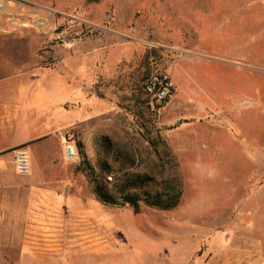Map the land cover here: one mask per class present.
<instances>
[{"label": "rangeland", "instance_id": "rangeland-1", "mask_svg": "<svg viewBox=\"0 0 264 264\" xmlns=\"http://www.w3.org/2000/svg\"><path fill=\"white\" fill-rule=\"evenodd\" d=\"M0 53L26 84L86 67L93 95L63 103L56 132L26 147L24 251L10 245L3 264L264 260V0H0ZM156 71L175 85L163 106L144 91ZM104 161L110 183L138 175L141 192L177 178L180 203L100 202Z\"/></svg>", "mask_w": 264, "mask_h": 264}, {"label": "crops", "instance_id": "crops-1", "mask_svg": "<svg viewBox=\"0 0 264 264\" xmlns=\"http://www.w3.org/2000/svg\"><path fill=\"white\" fill-rule=\"evenodd\" d=\"M9 61L7 54L0 53V264L6 260L10 245L15 250L21 245L22 256L24 251L25 178L16 174L14 165L7 164L8 158L14 157L15 149L30 148L33 141L55 133L63 103L80 99L83 104L93 97H88L92 92L86 67L64 75L50 69L40 73L36 82L26 84V67ZM48 195H44V202L50 199ZM27 200L34 203L32 198ZM256 264H264L262 256Z\"/></svg>", "mask_w": 264, "mask_h": 264}, {"label": "trees", "instance_id": "trees-1", "mask_svg": "<svg viewBox=\"0 0 264 264\" xmlns=\"http://www.w3.org/2000/svg\"><path fill=\"white\" fill-rule=\"evenodd\" d=\"M100 166V181L94 187V192L100 202L115 203L117 201L115 197L118 196L124 204L132 207L136 213L141 209V204L144 201L143 195H146L145 201L148 205L162 210L175 208L180 203L183 189L177 178H174L172 182H167L166 186L160 187L155 193L145 192V190L141 192L137 189L145 185L146 182L143 177L136 175L132 179L127 178L124 184H118L116 180L114 183H110L108 178L114 175L110 162L104 161ZM110 186L114 193L110 191Z\"/></svg>", "mask_w": 264, "mask_h": 264}, {"label": "built area", "instance_id": "built-area-1", "mask_svg": "<svg viewBox=\"0 0 264 264\" xmlns=\"http://www.w3.org/2000/svg\"><path fill=\"white\" fill-rule=\"evenodd\" d=\"M144 91L151 97L152 105H165L175 93V85L170 76L156 71L145 81ZM64 154L66 159L76 162L80 159L78 148L73 141L66 140ZM14 167L19 176H29L32 173V160L28 148L19 147L14 150Z\"/></svg>", "mask_w": 264, "mask_h": 264}, {"label": "bare ground", "instance_id": "bare-ground-1", "mask_svg": "<svg viewBox=\"0 0 264 264\" xmlns=\"http://www.w3.org/2000/svg\"><path fill=\"white\" fill-rule=\"evenodd\" d=\"M98 244H95V245H92V246H89L87 248H85L86 252L87 253H90V254H94V255H98L100 252L99 249H95L97 247ZM85 254V253H84ZM87 255V254H86ZM89 255V254H88Z\"/></svg>", "mask_w": 264, "mask_h": 264}]
</instances>
